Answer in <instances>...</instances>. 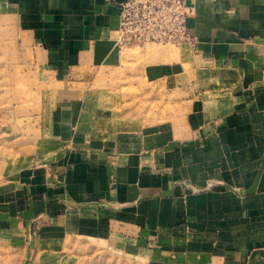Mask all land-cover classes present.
<instances>
[{"label":"crops","instance_id":"0c3cea01","mask_svg":"<svg viewBox=\"0 0 264 264\" xmlns=\"http://www.w3.org/2000/svg\"><path fill=\"white\" fill-rule=\"evenodd\" d=\"M8 1L56 82L121 63L124 0ZM186 24L193 44L141 74L176 95L170 120L110 123L57 100L53 149L0 182V235L39 253L77 237L144 264H264V0H196Z\"/></svg>","mask_w":264,"mask_h":264},{"label":"rangeland","instance_id":"374dc122","mask_svg":"<svg viewBox=\"0 0 264 264\" xmlns=\"http://www.w3.org/2000/svg\"><path fill=\"white\" fill-rule=\"evenodd\" d=\"M0 1V182L37 164L53 149L44 120L57 100L83 97L88 101L87 115H103L110 123L134 120L144 126L170 120L165 113L174 108L169 102L176 95L159 89L141 74L146 64L157 61L155 51L175 54L183 45L118 47L122 53L119 66L73 71L64 83L56 82L43 65L40 48L22 32L17 14L8 10L12 8L9 1ZM0 237V264H24L25 258L31 264H53L50 258H55V264H144L91 239L72 237L70 243L66 239L53 254L39 253L35 248L39 242L23 231Z\"/></svg>","mask_w":264,"mask_h":264},{"label":"built area","instance_id":"2783aa9c","mask_svg":"<svg viewBox=\"0 0 264 264\" xmlns=\"http://www.w3.org/2000/svg\"><path fill=\"white\" fill-rule=\"evenodd\" d=\"M196 0H124L120 5L116 44L118 47L191 45L195 41L187 20L195 14Z\"/></svg>","mask_w":264,"mask_h":264},{"label":"bare ground","instance_id":"6f19581e","mask_svg":"<svg viewBox=\"0 0 264 264\" xmlns=\"http://www.w3.org/2000/svg\"><path fill=\"white\" fill-rule=\"evenodd\" d=\"M148 44H152V43H148ZM145 45V44H144ZM155 52H157V51H155ZM164 52H167V51H164ZM66 90V89H65ZM61 91H63V90H61ZM68 91V90H67ZM67 91H63V94H69V95H71V93H69V92H67ZM60 93V92H59Z\"/></svg>","mask_w":264,"mask_h":264}]
</instances>
